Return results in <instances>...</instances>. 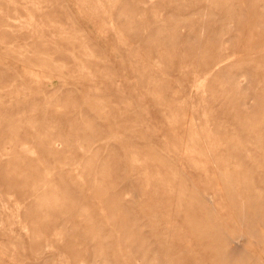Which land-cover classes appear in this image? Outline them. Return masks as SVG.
I'll return each mask as SVG.
<instances>
[{
    "label": "rangeland",
    "instance_id": "obj_1",
    "mask_svg": "<svg viewBox=\"0 0 264 264\" xmlns=\"http://www.w3.org/2000/svg\"><path fill=\"white\" fill-rule=\"evenodd\" d=\"M0 264H264V0H0Z\"/></svg>",
    "mask_w": 264,
    "mask_h": 264
}]
</instances>
